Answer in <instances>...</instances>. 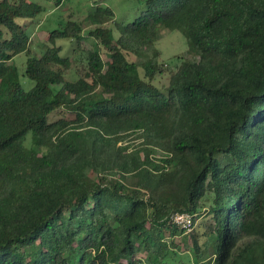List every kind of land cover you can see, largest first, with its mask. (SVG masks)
Returning a JSON list of instances; mask_svg holds the SVG:
<instances>
[{"label": "trees", "instance_id": "16d2710c", "mask_svg": "<svg viewBox=\"0 0 264 264\" xmlns=\"http://www.w3.org/2000/svg\"><path fill=\"white\" fill-rule=\"evenodd\" d=\"M145 2L129 24L92 7L35 57L27 27L46 8L0 0V264H173L175 239L191 233L195 262L264 264V0ZM164 30L199 61L159 88L139 65L163 71ZM86 38L96 45L76 59ZM60 40L77 42L73 55Z\"/></svg>", "mask_w": 264, "mask_h": 264}, {"label": "rangeland", "instance_id": "374dc122", "mask_svg": "<svg viewBox=\"0 0 264 264\" xmlns=\"http://www.w3.org/2000/svg\"><path fill=\"white\" fill-rule=\"evenodd\" d=\"M34 1L42 4L46 8L45 12L40 14L31 26L27 27L31 39V56L35 57H40L45 52L47 47V35L49 32L57 29L61 24H65L66 21H69L70 19L82 21L92 7H108L114 12L116 23L129 24L137 20L146 5L145 0H68L64 1L61 7H57L53 2L40 0ZM111 26L115 39H118V30L113 23ZM85 35L86 33H84V36ZM57 44L63 48L62 55L64 57L73 55V50L78 47L76 41L71 42L69 40H60ZM94 45H96L95 39L86 38L82 43V50H79L75 55L76 59L86 58L87 52L91 51L94 48ZM156 46L161 53L159 63L160 65H163V71L157 72L154 65L151 64L146 65L141 63L139 66L141 75L147 72L149 75L156 76L153 82L159 88L169 85L172 73L177 72L185 60L199 61L198 57L190 54L187 39L178 31L164 30L161 32ZM102 57L104 60H108V57L103 51ZM27 59V54L19 55L14 59V63L21 74V82L25 90H29L34 84L24 76ZM131 60L135 61L136 58L132 57ZM80 66L81 64L79 62L74 63V68L67 73V78L69 80H76L79 77L77 69ZM134 182L135 181L131 179H128L127 181L130 186H134ZM212 200L213 196L209 194L201 202L202 210L197 216L195 225V230L197 232H203L201 223L204 220V215L202 213L212 205ZM187 237L185 239L184 235L175 239V244L178 248L175 249L173 254H171L173 256V264H205L203 262L204 258L202 257L198 258V262L194 261L192 252V240L194 235L191 233ZM200 242L205 247L209 245L208 239L205 237H202ZM210 251L213 252V249ZM145 255V251L142 248H139L137 257L144 258Z\"/></svg>", "mask_w": 264, "mask_h": 264}, {"label": "built area", "instance_id": "2783aa9c", "mask_svg": "<svg viewBox=\"0 0 264 264\" xmlns=\"http://www.w3.org/2000/svg\"><path fill=\"white\" fill-rule=\"evenodd\" d=\"M173 222L179 227L191 231L192 217L189 214H177L173 217Z\"/></svg>", "mask_w": 264, "mask_h": 264}]
</instances>
